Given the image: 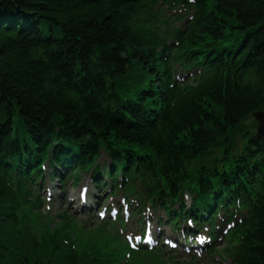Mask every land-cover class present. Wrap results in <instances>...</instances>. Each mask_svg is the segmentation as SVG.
<instances>
[{
    "label": "trees",
    "instance_id": "obj_1",
    "mask_svg": "<svg viewBox=\"0 0 264 264\" xmlns=\"http://www.w3.org/2000/svg\"><path fill=\"white\" fill-rule=\"evenodd\" d=\"M142 12L137 0H0V165L47 156L58 127L92 139L98 128L116 143L152 149L160 174L172 175L183 158L225 138L263 107L264 0H199L194 21L166 61L154 19ZM207 43L213 53L203 66L214 77L186 91L171 88L168 62ZM154 106L163 108L159 119L150 115ZM14 113L29 125L15 122ZM257 173L264 180V142L254 143L212 186L242 193L236 178ZM4 179L0 197L10 195ZM255 195L239 225L240 264H264V195ZM11 225L0 232V264L55 262L38 253L44 241L38 251L35 243L30 250L15 241ZM9 248L24 253L17 258Z\"/></svg>",
    "mask_w": 264,
    "mask_h": 264
},
{
    "label": "rangeland",
    "instance_id": "obj_2",
    "mask_svg": "<svg viewBox=\"0 0 264 264\" xmlns=\"http://www.w3.org/2000/svg\"><path fill=\"white\" fill-rule=\"evenodd\" d=\"M87 181V177H84L82 180V184H84ZM55 192H59L62 198H58L57 201H51L49 203V208H47V204L43 205V209L47 211V215L45 217H37L34 221L25 220L24 223L28 227H32L35 232L39 233V236H41V233L44 231L46 227V223L50 220H57L56 215L65 212L69 216H76L75 212L77 213V217L79 220H82L84 222H81L79 220H74L75 227L73 232V237L75 239V246L77 248L82 247V240L86 238L83 234V231L88 232L89 235H94L93 238H90L91 242H94L98 247L102 248L104 247L105 243H114V241L109 242V237L107 233V228L103 226H95V216L98 217L97 212H94V216H86L83 217V215L79 214L76 210V207L78 204H70V193L73 192L74 196L73 199L76 198L78 187L76 188V185H73L71 182H67L63 188L59 190H55ZM90 196V193H89ZM46 197H44L45 199ZM45 203H47V200H45ZM106 203H110V200H108ZM85 216V215H84ZM131 228V224H128V229ZM133 231V229H132ZM179 251H182V249L178 248ZM166 254L168 256H171V252L167 248ZM199 258L203 257V254L197 255ZM172 259H179L180 257L173 254ZM8 258V257H7ZM8 260V259H7ZM214 261H217L216 259H213ZM212 261L204 262L203 264H212ZM3 263H6L5 261ZM134 264H169L166 260L161 259H155V255L151 256H140V258L135 262ZM227 264V263H225Z\"/></svg>",
    "mask_w": 264,
    "mask_h": 264
},
{
    "label": "bare ground",
    "instance_id": "obj_3",
    "mask_svg": "<svg viewBox=\"0 0 264 264\" xmlns=\"http://www.w3.org/2000/svg\"><path fill=\"white\" fill-rule=\"evenodd\" d=\"M148 27H150V26H148ZM39 30V32L40 33H43L44 31L42 30V29H38ZM42 35H45V33H43ZM168 48V46H165V48L164 49H167ZM160 111L162 112L163 111V108H160V107H156V106H154L153 108H151L150 109V115H155V117H158V119H159V117L161 116V113H160ZM16 113H14V115H13V117H12V119H20V122H22L25 126H28L29 124H28V120H26V119H23L22 118V116L19 114V115H15ZM164 116H165V114H164ZM148 119H151V116H149V118ZM156 121V118L154 119V122ZM27 136H29V135H27ZM34 141H36V140H34ZM63 147H67V150L68 151H70V152H72V150H71V146H69V145H67L66 143H64V145H63ZM66 153H67V151H65ZM5 164V162H2L1 163V165L3 166ZM60 170L61 171H63L64 169L63 168H60ZM57 177V176H56ZM57 180H58V183L60 184V182H59V179H58V177H57ZM110 182L112 183V180H110ZM236 182H239V183H241L242 185H246V182H244L240 177H238V178H236V180H235V183ZM241 184H239V185H237L236 184V189H237V191L238 192H240L241 191ZM235 185V184H234ZM84 186V188L86 189V190H88V187H87V184H84L83 185ZM200 192L202 191V188H200V190H199ZM89 192V191H88ZM247 194H248V192H245V193H243L242 194V197H246L247 196ZM59 198V197H58ZM93 202V200H91L90 198H89V196L87 197L86 196V198H85V200H83V201H78V207H79V210H82V209H88L89 207H88V205L89 204H91ZM9 230H15L16 232H18L19 230H18V227H13V228H11V229H9ZM91 242V241H90ZM92 243H94V242H92ZM47 264H49V263H47Z\"/></svg>",
    "mask_w": 264,
    "mask_h": 264
},
{
    "label": "snow or ice",
    "instance_id": "obj_4",
    "mask_svg": "<svg viewBox=\"0 0 264 264\" xmlns=\"http://www.w3.org/2000/svg\"><path fill=\"white\" fill-rule=\"evenodd\" d=\"M84 191H85V193L87 192L86 189H85ZM100 215H101V217H103L104 214H103V213H100ZM165 242H166V243H171L170 240H166ZM201 243H204V241H201ZM172 246L174 247L175 245L173 244Z\"/></svg>",
    "mask_w": 264,
    "mask_h": 264
}]
</instances>
